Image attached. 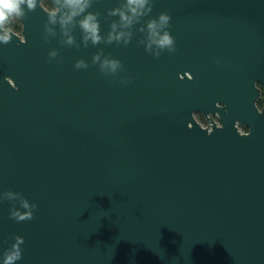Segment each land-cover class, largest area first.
Here are the masks:
<instances>
[{"label": "water", "instance_id": "obj_1", "mask_svg": "<svg viewBox=\"0 0 264 264\" xmlns=\"http://www.w3.org/2000/svg\"><path fill=\"white\" fill-rule=\"evenodd\" d=\"M32 2L0 23V264H264V142L235 128L264 0Z\"/></svg>", "mask_w": 264, "mask_h": 264}, {"label": "flooded vegetation", "instance_id": "obj_2", "mask_svg": "<svg viewBox=\"0 0 264 264\" xmlns=\"http://www.w3.org/2000/svg\"><path fill=\"white\" fill-rule=\"evenodd\" d=\"M252 59L253 62L249 63L252 83L251 89L247 87V92H254L255 95L248 94L247 101L245 100V104L242 106V113L240 114L239 112V117L235 120V128L242 135L258 134L262 142H264V56H261L260 59ZM248 101L252 102V104L249 105ZM193 115L202 127L211 125L208 118H212L219 124L217 114L205 116L197 111Z\"/></svg>", "mask_w": 264, "mask_h": 264}, {"label": "clouds", "instance_id": "obj_3", "mask_svg": "<svg viewBox=\"0 0 264 264\" xmlns=\"http://www.w3.org/2000/svg\"><path fill=\"white\" fill-rule=\"evenodd\" d=\"M140 2L142 3L143 0H140ZM29 7H34V4L32 2V0H29ZM5 10H7V12H15L18 10V0H0V23H3L4 20L7 19V15ZM163 19V18H162ZM83 27L85 28V30H87L88 32H90L93 37H95L96 34V26L94 24L89 23L87 20L83 23ZM161 44H166V43H170V40L168 39L167 36L164 37L163 40H161L160 42ZM14 257H9L8 261L10 264V261L13 259Z\"/></svg>", "mask_w": 264, "mask_h": 264}, {"label": "trees", "instance_id": "obj_4", "mask_svg": "<svg viewBox=\"0 0 264 264\" xmlns=\"http://www.w3.org/2000/svg\"><path fill=\"white\" fill-rule=\"evenodd\" d=\"M43 4L47 9H49V10L52 9V6L48 2L43 1ZM5 12L7 15V19L3 21L4 27L9 29V30H12L14 32H20L21 23H20V20L18 18L16 11L15 12H7V10H5Z\"/></svg>", "mask_w": 264, "mask_h": 264}]
</instances>
